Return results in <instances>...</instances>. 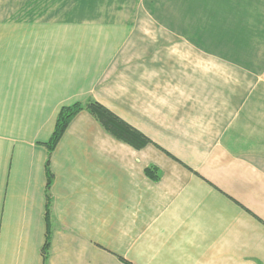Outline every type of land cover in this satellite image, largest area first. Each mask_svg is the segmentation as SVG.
Here are the masks:
<instances>
[{"label": "crops", "instance_id": "0c3cea01", "mask_svg": "<svg viewBox=\"0 0 264 264\" xmlns=\"http://www.w3.org/2000/svg\"><path fill=\"white\" fill-rule=\"evenodd\" d=\"M0 264H264V0H0Z\"/></svg>", "mask_w": 264, "mask_h": 264}, {"label": "trees", "instance_id": "16d2710c", "mask_svg": "<svg viewBox=\"0 0 264 264\" xmlns=\"http://www.w3.org/2000/svg\"><path fill=\"white\" fill-rule=\"evenodd\" d=\"M88 110L91 112L97 120L101 122V124L115 137L125 142H128L136 147H142L151 140L146 137L143 133L139 130L131 126L129 123L121 119L117 116L114 112L108 109L103 104L99 103L94 99H90L86 102H75L73 104L64 105L61 107L59 114L56 119L55 128L52 133L50 140L46 143L49 149V155L46 161V168L48 174V181L47 187L49 188L52 180H53V173L50 169V155L51 152L57 146L60 138L62 137L63 133L67 129L71 120L82 110ZM149 173L151 169L147 170ZM48 240L44 247V262L47 260L48 255Z\"/></svg>", "mask_w": 264, "mask_h": 264}]
</instances>
